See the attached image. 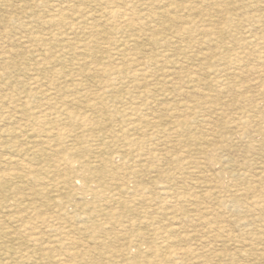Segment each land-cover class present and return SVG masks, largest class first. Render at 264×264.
<instances>
[{"label": "rangeland", "instance_id": "obj_1", "mask_svg": "<svg viewBox=\"0 0 264 264\" xmlns=\"http://www.w3.org/2000/svg\"><path fill=\"white\" fill-rule=\"evenodd\" d=\"M65 1L0 0V264H264V0Z\"/></svg>", "mask_w": 264, "mask_h": 264}, {"label": "bare ground", "instance_id": "obj_2", "mask_svg": "<svg viewBox=\"0 0 264 264\" xmlns=\"http://www.w3.org/2000/svg\"><path fill=\"white\" fill-rule=\"evenodd\" d=\"M65 1V0H64ZM60 2V1H59ZM67 1H65V3H66ZM112 2V1H111ZM68 3V2H67ZM62 4V3H61ZM66 6V5H65ZM105 7V6H104ZM65 8V7H64ZM59 9V8H58ZM62 10V9H61ZM106 10V9H105ZM59 11V10H58ZM108 11V10H107ZM60 12V11H59ZM123 12V11H122ZM77 13V12H76ZM81 13V12H80ZM89 13V12H88ZM94 13V12H93ZM109 13V12H108ZM110 13H111V18H114V19H118L119 20V18H123V16L120 14V12L118 11V10H116V9H112L111 11H110ZM79 14V13H78ZM86 14V13H85ZM84 14V15H85ZM102 14V13H101ZM105 14H107V13H105ZM126 14V13H125ZM94 15V14H93ZM93 15H92V17H93ZM109 15V14H108ZM80 16V15H79ZM81 16H82V14H81ZM80 16V17H81ZM89 16L91 17V15L89 14ZM109 16V17H110ZM78 17V16H77ZM89 17V18H90ZM108 17V18H109ZM105 18H107V17H105ZM108 18H107V20H108ZM127 18V17H126ZM55 19V18H54ZM80 19H82V17L80 18ZM86 19H88V17L86 18ZM92 19V18H91ZM95 19V18H94ZM100 20H102V19H100ZM105 20V19H104ZM110 20V19H109ZM10 21V20H9ZM81 22V20H77V22ZM83 21H85V19H83ZM106 21V20H105ZM127 21H128V18H127ZM126 21V22H127ZM108 22V21H107ZM114 23H115V21H113ZM126 22H125V24H126ZM50 23V22H49ZM109 23H111V22H109ZM49 26H51L50 24H49ZM124 28H126L124 25H122ZM72 27V26H71ZM129 27V26H128ZM136 27V26H135ZM79 28H80V26H79ZM118 29L119 28H122V27H117ZM77 29V28H76ZM75 29V30H76ZM131 29V28H130ZM129 29V30H130ZM135 29V28H134ZM68 30V29H67ZM73 30V29H72ZM75 30H73V32L75 31ZM78 30V29H77ZM117 30V29H116ZM121 29H119V31H120ZM123 30V29H122ZM69 31V30H68ZM124 31H125V29H124ZM134 31V30H133ZM76 32V31H75ZM122 32V31H121ZM64 33H66V32H64ZM68 33H71V31H69ZM117 33V32H116ZM25 34H26V32H25ZM60 34H61V32H60ZM124 34H127V33H124ZM129 34V33H128ZM27 35V34H26ZM55 35H57L56 34V32H55ZM21 36V35H20ZM42 36V35H41ZM46 36V35H45ZM53 36V35H52ZM59 36V35H58ZM61 36V35H60ZM71 36H73L74 37V35H72L71 34ZM22 37V36H21ZM56 38H58L57 36H55ZM69 37V36H68ZM46 38H48V37H46ZM45 38V39H46ZM60 38V37H59ZM59 38L57 39V40H59ZM38 39V38H37ZM40 39V38H39ZM38 39V40H39ZM53 39V38H52ZM55 39V38H54ZM53 39V40H54ZM15 40H16V38H15ZM32 40H34V39H32ZM127 40V39H126ZM35 41V40H34ZM61 41V40H60ZM74 41V40H73ZM152 41V40H151ZM22 42V41H21ZM24 42V41H23ZM36 42V41H35ZM41 42H43L42 40H41ZM46 42V41H45ZM63 42V41H62ZM126 42V41H125ZM25 43V42H24ZM39 43V42H38ZM61 43V42H60ZM67 43V42H66ZM70 43H71V41H70ZM69 43V44H70ZM130 43H133V42H130ZM41 44H43V43H41ZM69 44H67V45H69ZM129 44V43H128ZM40 45V44H39ZM70 45H72V44H70ZM83 45V44H82ZM81 45V46H82ZM84 46V45H83ZM82 46V47H83ZM39 47V46H38ZM75 47V46H74ZM77 47H79V45L77 44ZM86 47H87V45H86ZM132 47V46H131ZM41 48L42 47H39V50H41ZM62 48V47H61ZM61 48L59 49V50H61ZM84 48H85V46H84ZM124 48V47H123ZM63 49H64V47H63ZM74 49V48H73ZM48 50V49H47ZM82 50V49H81ZM85 50V49H84ZM83 50V51H84ZM31 51H33V50H31ZM63 51V50H62ZM76 51H77V49H76ZM86 51V50H85ZM124 51V50H123ZM34 52V51H33ZM35 52L37 53V51H36V49H35ZM34 52V53H35ZM48 52H50V51H48ZM75 52V51H74ZM35 53V54H36ZM46 54V53H45ZM38 55V54H37ZM60 55V54H59ZM46 56V55H45ZM50 56H51V54H50ZM64 56V55H63ZM116 56V55H115ZM120 56H121V54H120ZM37 57H39V56H37ZM114 57V56H113ZM117 57V56H116ZM166 57V56H165ZM47 58H48V56H47ZM112 58V57H111ZM263 58V57H262ZM59 59V58H58ZM131 59V58H130ZM134 59V58H133ZM36 60H38V59H36ZM41 60V59H40ZM164 60H166L165 58H164ZM61 61V60H60ZM130 61V60H129ZM132 61V60H131ZM133 62V61H132ZM118 72V74H120L119 72H120V70L119 71H117ZM123 72V71H122ZM219 72V71H218ZM117 75V74H116ZM230 75V74H229ZM219 78H221V77H219ZM219 78H217V79H219ZM231 78V77H230ZM197 88V87H196ZM242 88V87H241ZM240 88V89H241ZM159 90V89H158ZM132 90H130V92H131ZM136 91V90H135ZM138 91V90H137ZM161 91V90H160ZM159 92V91H158ZM129 93V92H128ZM155 93V92H154ZM174 93V92H173ZM176 93V92H175ZM207 93V92H206ZM150 94H152L151 92H150ZM203 95V94H202ZM1 96V95H0ZM3 100V99H2ZM152 103V102H151ZM8 105V104H7ZM140 106V105H139ZM133 108V107H132ZM134 108H135V106H134ZM139 108V107H138ZM148 108H150V106L148 107ZM139 110V109H138ZM145 110V109H144ZM149 110V109H148ZM130 111V110H129ZM128 111V112H129ZM139 112H140V110H139ZM136 113V112H135ZM134 113V114H135ZM136 116V115H135ZM129 118V117H128ZM131 118V117H130ZM129 118V119H130ZM154 120V119H153ZM152 120V121H153ZM136 121V120H135ZM131 123V122H130ZM128 124V123H127ZM155 125V124H154ZM156 126V125H155ZM125 127H126V125H125ZM137 127V126H136ZM140 128H138L137 129V131L139 130ZM129 130V129H128ZM147 130V129H146ZM133 131V130H132ZM134 132V131H133ZM142 132H144V131H142ZM146 132V131H145ZM139 133H141V131L139 132ZM157 133H159V132H157ZM134 134V133H133ZM132 136V135H131ZM130 137V136H129ZM128 137V138H129ZM133 137H135V136H133ZM127 138V137H126ZM126 138H124V139H126ZM57 140V139H56ZM85 141H87L86 139H84ZM126 142H127V140H126ZM39 144V143H38ZM37 144V145H38ZM130 144V143H129ZM132 144V143H131ZM133 145V144H132ZM57 146V145H56ZM125 147V146H124ZM63 150H64V148H62ZM67 149V148H66ZM126 149V148H125ZM124 149V151L126 152V150ZM39 150V149H38ZM73 150V149H72ZM123 151V152H124ZM59 152V154L61 155V154H63V153H65V151H58ZM131 152V151H130ZM127 153H129L128 151H127ZM135 153V152H134ZM133 153V154H134ZM53 154V153H52ZM123 154V153H122ZM132 154V155H133ZM140 154H142V153H140ZM144 154V153H143ZM168 154H170V153H168ZM153 155V154H152ZM165 155V154H164ZM49 156H51L50 155V153H49ZM119 156V154L117 155V157ZM135 156V155H134ZM136 156H137V154H136ZM140 156V155H139ZM151 156V155H150ZM168 156H170V155H168ZM95 157V156H94ZM120 157V156H119ZM143 157V156H142ZM179 157V156H178ZM129 158H130V156H129ZM132 158V157H131ZM150 157H148V159H149ZM57 159V158H56ZM97 159V158H96ZM166 159V158H165ZM198 159V158H197ZM196 159V160H197ZM137 160H138V158H137ZM176 160V159H175ZM131 161V160H130ZM139 162H141V160H138ZM158 161V160H157ZM178 161H179V159H178ZM90 162V161H89ZM126 162V161H125ZM54 163V162H53ZM75 163V162H74ZM93 163H95V162H93ZM132 163H134V162H132ZM138 163V162H137ZM145 163V162H144ZM140 164V163H139ZM148 164V163H147ZM67 165H69V164H67ZM125 165V164H124ZM124 165H122V166H124ZM134 165V164H133ZM96 166H98V165H96ZM129 166V165H128ZM177 166V165H176ZM186 166V165H185ZM184 166V167H185ZM55 167V166H54ZM56 167H58V166H56ZM180 167H182L181 165H180ZM71 168V167H70ZM94 168V167H93ZM96 168H98V167H96ZM95 168V169H96ZM136 168V167H135ZM144 168V167H143ZM145 168H146V166H145ZM197 167H195V169H196ZM58 169H59V167H58ZM157 169V168H156ZM184 169H186V167L184 168ZM153 170H155L154 168H153ZM198 170V169H197ZM29 169H27V168H25V170H24V173H26V174H28L29 173ZM83 171V170H82ZM85 171H86V169H85ZM129 171V170H128ZM69 172H71V171H69ZM134 172V171H133ZM135 172H136V170H135ZM134 172V173H135ZM139 172V171H138ZM159 172V171H158ZM168 172V171H167ZM166 172V173H167ZM133 173V174H134ZM161 173V172H160ZM30 174V173H29ZM189 174V173H188ZM128 175V174H127ZM130 175V174H129ZM25 177H26V175H24ZM132 176V175H131ZM134 176V175H133ZM157 176V175H156ZM169 175H167V177H168ZM173 176H175V174L173 175ZM191 177V176H190ZM193 177V176H192ZM77 178V177H76ZM165 178V177H164ZM185 178V177H184ZM192 179V178H191ZM126 180H128V179H126ZM168 180H170V179H168ZM171 180H172V178H171ZM176 180V179H175ZM178 180V179H177ZM179 180H181V179H179ZM123 181V180H122ZM136 181V180H135ZM134 181V182H135ZM165 181V180H164ZM185 181V180H184ZM188 181V180H187ZM125 182V181H124ZM128 182H129V180H128ZM174 182V181H173ZM166 183V182H165ZM56 184L58 185L59 183L58 182H56ZM76 184H77V182H76ZM132 184V183H131ZM135 184V183H134ZM55 186V188H59L58 186ZM123 185V184H122ZM129 185V184H128ZM198 185H201V184H198ZM138 186V185H137ZM174 186V185H173ZM179 186V185H178ZM114 187V186H113ZM177 187V186H176ZM97 188V187H96ZM131 188H133V187H131ZM163 188V187H162ZM167 188H169V187H167ZM73 189V188H72ZM141 189H143V188H141ZM141 189H139V190H141ZM175 189V188H174ZM173 189V190H174ZM114 190V189H113ZM133 190H134V188H133ZM132 190V191H133ZM139 190H137V192H139ZM172 190V189H171ZM194 190V189H193ZM108 191V190H107ZM125 191H126V189H125ZM147 191H149V189L147 190ZM169 191V190H168ZM175 192H176V190H174ZM179 191V190H178ZM94 192V191H93ZM124 192V191H123ZM141 192H143V191H141ZM146 192V191H145ZM166 192V191H165ZM174 192V193H175ZM105 193V192H104ZM101 194V193H100ZM121 194V193H120ZM141 194V193H140ZM170 194H171V192H170ZM170 194H168V195H170ZM176 194H178V193H176ZM179 194H180V192H179ZM178 194V195H179ZM72 195H74V193H72ZM93 195H95V193L93 194ZM122 195L124 196V193H122ZM144 195V194H143ZM157 195V194H156ZM172 195V194H171ZM170 195V197H172ZM103 196V195H102ZM116 196H117V193L116 192H113V193H110V194H108L107 196H105V197H107V198H109V199H111V200H117L118 198H116ZM95 197V196H94ZM126 197H129V196H126ZM137 197V196H136ZM162 197V196H161ZM160 197V198H161ZM210 197V196H209ZM122 198V197H121ZM124 198V197H123ZM166 198V197H165ZM168 198V197H167ZM166 198V199H167ZM180 199V198H179ZM60 200V199H59ZM58 200V201H59ZM120 200V199H119ZM133 200V199H132ZM181 200H182V197H181ZM62 201V200H61ZM131 201V200H130ZM129 201V202H130ZM135 201V200H134ZM164 201V200H163ZM179 201V200H178ZM183 201V200H182ZM197 202V201H196ZM109 203V202H108ZM125 203V202H124ZM138 203V202H137ZM169 203V202H168ZM184 203V201L182 202V204ZM193 203H195V202H193ZM121 204V203H120ZM135 204V203H134ZM144 204V203H143ZM184 204H186L187 205V203H186V201H185V203ZM141 205V204H140ZM166 205V204H165ZM170 205V204H169ZM177 205V204H176ZM176 205H175V207H176ZM186 205H185V207H186ZM64 206V205H63ZM122 206V205H121ZM171 206H173L172 204H171ZM190 206V205H189ZM65 207V206H64ZM70 207V206H69ZM130 207V206H129ZM139 207V206H138ZM146 207V206H145ZM151 207V206H150ZM181 207V206H180ZM182 207H184V205L182 206ZM188 207V206H187ZM85 208V207H84ZM83 208V209H84ZM109 208V207H108ZM108 208H106L107 210H108ZM126 208H128V207H126ZM135 208L136 207H134V208H132V210H135ZM156 208V207H155ZM167 208V207H166ZM165 208V209H166ZM170 208V207H169ZM172 208V207H171ZM86 209V208H85ZM120 209V208H119ZM162 209V208H161ZM163 209H164V207H163ZM162 209V210H163ZM62 210V209H61ZM76 210V209H75ZM60 211V210H59ZM77 211V210H76ZM103 211V210H102ZM101 211V212H102ZM72 212V211H71ZM104 212V211H103ZM177 212V211H176ZM68 213V212H67ZM160 213H162V212H160ZM160 213H158V215L160 214ZM145 214H146V212H144V215L141 217V218H139V220H144L145 222H146V220H152V218H149V217H147V215L145 216ZM65 215V214H64ZM79 215H81L80 214V212H79ZM108 215V214H107ZM141 215H142V213H141ZM157 215V214H156ZM164 215V214H163ZM183 215H185V214H183L182 213V215L181 216H183ZM104 216V215H103ZM106 216V215H105ZM66 217V216H65ZM76 217H77V215H76ZM80 217H82V216H80ZM85 217V216H84ZM113 217H116V216H113ZM156 217H158V216H156ZM169 217V216H168ZM172 217V216H171ZM57 218V217H56ZM62 218V217H61ZM69 218V217H68ZM67 218V219H68ZM78 218H79V216H78ZM98 218V217H97ZM128 218V217H127ZM161 218V217H160ZM71 219V218H70ZM108 219V218H107ZM122 219V218H121ZM156 219V218H155ZM154 219V220H155ZM166 219H167V216H166ZM178 219V218H177ZM200 219V218H199ZM48 220V219H47ZM115 220V219H114ZM171 220H173V219H171ZM18 221V220H17ZM61 221V220H60ZM68 221H70V220H68ZM67 220H66V223L68 222ZM177 221H179V220H177ZM207 221H209V220H207ZM12 222V221H11ZM51 222H52V219H51ZM159 222V221H158ZM181 222V221H180ZM180 222H179V224H180ZM189 222V221H188ZM16 223V222H15ZM44 223V222H43ZM46 223V222H45ZM48 223V222H47ZM50 223V222H49ZM62 224H63V222H61ZM147 223V222H146ZM153 223V222H152ZM211 223V222H210ZM58 224V223H57ZM56 224V225H57ZM77 224V223H76ZM81 224V223H80ZM131 224V223H130ZM155 224V223H154ZM200 224V223H199ZM205 224V223H204ZM45 224H43V226H44ZM55 225V227H57L58 228V226H56ZM59 225V224H58ZM66 225V224H65ZM70 225H71V223H70ZM78 225V224H77ZM108 225V224H107ZM148 225V224H147ZM176 225V224H175ZM63 226V225H62ZM67 226V225H66ZM136 226V225H135ZM152 226H153V224H152ZM169 226V225H168ZM190 226V225H189ZM216 226V225H215ZM42 227V226H41ZM46 227V226H45ZM60 227V226H59ZM75 227V226H74ZM131 226H129V228H130ZM145 227V226H144ZM147 227H149V226H147ZM196 227H197V225H196ZM198 227H200V226H198ZM202 227V226H201ZM221 227V226H220ZM38 228H40L39 226H38ZM56 228V229H57ZM66 228V227H65ZM119 228H121V227H119ZM132 228V227H131ZM43 229V228H42ZM42 229H40V230H42ZM75 229V228H74ZM155 229V228H154ZM191 229V228H190ZM199 229H201V228H199ZM46 230H48V229H46ZM51 230V229H50ZM64 230V229H63ZM80 230H82V229H80ZM127 229H125V231H126ZM196 230V229H195ZM223 230V229H222ZM39 231V230H38ZM78 231V230H77ZM86 231V230H85ZM157 231V230H156ZM49 232V231H48ZM52 232V231H51ZM80 232V231H79ZM121 232V231H120ZM225 232V231H224ZM223 232V233H224ZM38 233V232H37ZM47 233V232H46ZM46 233H44V234H46ZM54 233V232H53ZM57 233V232H56ZM119 233V232H118ZM122 233V232H121ZM128 233H130V232H128ZM138 233V232H137ZM136 233V234H137ZM184 233V232H183ZM195 233V232H194ZM219 233H221V231L219 232ZM227 233V232H226ZM40 234V233H39ZM63 234V233H62ZM61 234V235H62ZM66 234V233H65ZM120 234V233H119ZM124 234V233H123ZM36 235V234H35ZM42 235V234H41ZM67 235V234H66ZM69 235V234H68ZM139 235H141V234H139ZM169 235V234H168ZM219 235V234H218ZM39 236V235H38ZM63 236H64V234H63ZM76 236H77V234H76ZM81 236V235H80ZM106 236V235H105ZM123 236H125V235H123ZM149 236V235H148ZM158 236V234L157 233H155V232H153L152 231V234L149 236V240H150V242H154L155 241V239H154V237H157ZM221 236V235H220ZM54 237V236H53ZM140 237V236H139ZM215 237H216V235H215ZM219 237V236H218ZM50 238H51V235H50ZM64 238H65V236H64ZM76 238V237H75ZM82 238H83V236H82ZM110 238V237H109ZM121 238V237H120ZM141 238V237H140ZM159 238H161V237H159ZM191 238V237H190ZM36 239V238H35ZM34 239V240H35ZM62 238H60V240H61ZM66 239V238H65ZM81 239V238H80ZM117 239V238H116ZM168 239V238H167ZM37 240V239H36ZM56 240H58V239H56ZM55 240V241H56ZM76 240V239H75ZM122 240V239H121ZM125 240H127V239H125ZM131 240V239H130ZM141 241H142V239H140ZM159 240V239H158ZM162 240H164V239H162ZM172 240V239H171ZM180 240V239H179ZM179 240H176V241H179ZM190 240H192V239H190ZM132 241V240H131ZM130 241V242H131ZM134 241V240H133ZM165 241V240H164ZM164 241H162V242H164ZM170 241V240H169ZM175 241V239H174V242H176ZM181 241V240H180ZM58 242H59V240H58ZM58 242H57V245H58ZM73 243H74V241H72ZM85 242V241H84ZM134 242H136V241H134ZM140 242V241H139ZM157 242V241H156ZM160 242V241H159ZM161 242V243H162ZM170 242H172V241H170ZM169 242V243H170ZM35 243H37L38 244V241L37 242H35ZM127 243H128V241H127ZM50 244V243H49ZM84 244V243H83ZM86 244V243H85ZM157 244H159V243H152V244H150V246H151V248H152V250H153V255H151L153 258L152 259H149L147 262H146V264H160L161 262H165V259H166V255H167V253L168 252H165L164 251V249H162L163 247H160L159 245H157ZM131 245V244H130ZM60 247V246H59ZM69 248H71V247H69ZM132 248V247H131ZM135 248V247H134ZM138 248V247H137ZM182 248V247H181ZM58 249V248H57ZM67 249V248H66ZM72 249V248H71ZM168 249V248H167ZM166 249V250H167ZM61 250H64V248L63 249H61ZM139 250V249H138ZM13 251H15V250H13ZM12 251V252H13ZM47 251V250H46ZM207 251V250H206ZM209 251V250H208ZM6 252V251H5ZM66 252V251H65ZM72 252H73V250H72ZM121 252H123V251H121ZM134 253H136V251L134 252ZM209 253V252H208ZM66 254V253H65ZM80 254V253H79ZM203 254V253H202ZM2 255V254H1ZM117 255V254H116ZM126 255V254H125ZM182 255V254H181ZM8 256V255H7ZM67 256V255H66ZM170 256V255H169ZM6 257V256H5ZM9 257V256H8ZM74 257V256H73ZM46 258V257H45ZM197 258V257H196ZM195 258V259H196ZM3 259V258H2ZM59 259V258H58ZM60 259H61V257H60ZM198 259V258H197ZM55 260V259H54ZM53 260V261H54ZM110 260H112V259H110ZM173 260H175V259H173ZM3 261V260H2ZM119 261V260H118ZM55 262H56V260H55ZM111 262V261H110ZM170 262V261H169ZM201 262V261H200ZM8 263V262H7ZM53 263V262H52ZM57 263V262H56ZM60 263V262H59ZM168 263V262H167ZM166 263V264H167ZM118 264V263H117ZM142 264H144V263H142ZM198 264V263H197Z\"/></svg>", "mask_w": 264, "mask_h": 264}]
</instances>
